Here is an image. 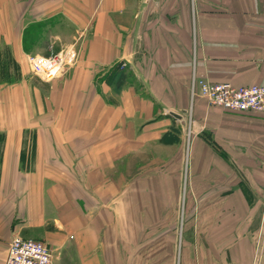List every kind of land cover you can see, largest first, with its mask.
<instances>
[{
    "label": "crops",
    "instance_id": "obj_1",
    "mask_svg": "<svg viewBox=\"0 0 264 264\" xmlns=\"http://www.w3.org/2000/svg\"><path fill=\"white\" fill-rule=\"evenodd\" d=\"M194 69L264 85V0H0V264L16 236L53 264L260 247L264 116L192 99Z\"/></svg>",
    "mask_w": 264,
    "mask_h": 264
},
{
    "label": "built area",
    "instance_id": "obj_2",
    "mask_svg": "<svg viewBox=\"0 0 264 264\" xmlns=\"http://www.w3.org/2000/svg\"><path fill=\"white\" fill-rule=\"evenodd\" d=\"M67 55V50L49 55L30 54V70L45 81L53 80L61 75ZM190 94L192 99L200 97L209 105L225 110L254 112L264 116L263 84L237 86L230 82H210L194 69ZM4 264H53L51 250L43 241L16 236L9 242Z\"/></svg>",
    "mask_w": 264,
    "mask_h": 264
},
{
    "label": "rangeland",
    "instance_id": "obj_3",
    "mask_svg": "<svg viewBox=\"0 0 264 264\" xmlns=\"http://www.w3.org/2000/svg\"><path fill=\"white\" fill-rule=\"evenodd\" d=\"M262 232L263 236L261 237L262 243L260 247L254 248L253 250L248 248L247 250L240 251H224L222 247H220L219 251V261L218 264H260V258L264 260V227L262 225ZM186 235L181 236L180 239V250H182L184 243L189 240L188 231H186ZM220 244L225 243V238H220ZM195 248L192 247V249H188L186 251V264H200L199 261H201L200 255L203 258V261L206 260V254H198L195 250ZM264 264V262H263Z\"/></svg>",
    "mask_w": 264,
    "mask_h": 264
},
{
    "label": "water",
    "instance_id": "obj_4",
    "mask_svg": "<svg viewBox=\"0 0 264 264\" xmlns=\"http://www.w3.org/2000/svg\"><path fill=\"white\" fill-rule=\"evenodd\" d=\"M171 114H172L173 116H175V117H179V115L176 114V113H174V112H171Z\"/></svg>",
    "mask_w": 264,
    "mask_h": 264
},
{
    "label": "flooded vegetation",
    "instance_id": "obj_5",
    "mask_svg": "<svg viewBox=\"0 0 264 264\" xmlns=\"http://www.w3.org/2000/svg\"><path fill=\"white\" fill-rule=\"evenodd\" d=\"M264 260L262 258H260V264H263Z\"/></svg>",
    "mask_w": 264,
    "mask_h": 264
}]
</instances>
